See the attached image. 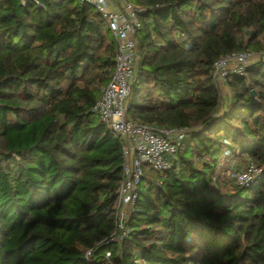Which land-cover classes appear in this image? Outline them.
<instances>
[{"label": "trees", "instance_id": "1", "mask_svg": "<svg viewBox=\"0 0 264 264\" xmlns=\"http://www.w3.org/2000/svg\"><path fill=\"white\" fill-rule=\"evenodd\" d=\"M37 1L0 0V264H264V61L228 74L221 108L213 77L217 58L264 51V0H130L126 117L189 129L114 239L121 142L92 107L116 43L93 6ZM230 159L262 172L236 185Z\"/></svg>", "mask_w": 264, "mask_h": 264}, {"label": "built area", "instance_id": "2", "mask_svg": "<svg viewBox=\"0 0 264 264\" xmlns=\"http://www.w3.org/2000/svg\"><path fill=\"white\" fill-rule=\"evenodd\" d=\"M24 3L26 0H21ZM94 7L107 24L116 43L114 68L108 82L102 87L92 110L99 119L120 138L121 142V178L113 189L114 229L110 238L114 239L128 233L125 218L138 194V185L145 170L161 173L170 168L176 159V152L189 128L165 127L128 120L126 109L130 84L135 76L138 59L134 34L139 27L138 13L144 11L130 0H78ZM37 4L39 2L35 0ZM264 61V51L230 52L213 63V77L223 83L230 73H242L254 54ZM232 168L227 177L236 185L247 186L262 170L254 162L236 164L229 160ZM220 174L219 179L223 180ZM215 180V178L213 179ZM110 253L106 252L108 259Z\"/></svg>", "mask_w": 264, "mask_h": 264}, {"label": "rangeland", "instance_id": "3", "mask_svg": "<svg viewBox=\"0 0 264 264\" xmlns=\"http://www.w3.org/2000/svg\"><path fill=\"white\" fill-rule=\"evenodd\" d=\"M259 60H262V59H260V57L257 55V53H255L254 57L252 58V60L249 63H254V62H257ZM216 86H217V90H218V94H219V101H220L219 107L221 108L222 106H225V103L228 102L230 92H229V88L227 87L226 80L223 83L217 82ZM221 183L225 184V181H221Z\"/></svg>", "mask_w": 264, "mask_h": 264}, {"label": "water", "instance_id": "4", "mask_svg": "<svg viewBox=\"0 0 264 264\" xmlns=\"http://www.w3.org/2000/svg\"><path fill=\"white\" fill-rule=\"evenodd\" d=\"M251 93H252V94L254 93L253 90H251Z\"/></svg>", "mask_w": 264, "mask_h": 264}]
</instances>
